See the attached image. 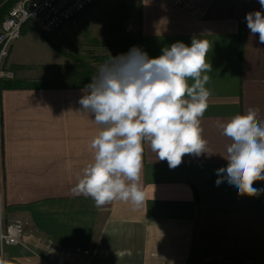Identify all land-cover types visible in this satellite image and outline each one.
<instances>
[{"label": "crops", "instance_id": "1", "mask_svg": "<svg viewBox=\"0 0 264 264\" xmlns=\"http://www.w3.org/2000/svg\"><path fill=\"white\" fill-rule=\"evenodd\" d=\"M133 4L139 48L150 58L178 41L210 42L212 95L201 120L209 153L185 155L170 169L145 143V205L97 207L73 191L100 130L80 111L88 83L0 90V212L6 222H26L24 245L5 246L0 264H264V191L240 196L227 180L216 184L231 143L221 125L249 107L264 122V44L245 19L264 9L259 0H210L188 12L165 0ZM29 25L6 60L18 79L35 36L24 32ZM254 187L264 190V181Z\"/></svg>", "mask_w": 264, "mask_h": 264}, {"label": "clouds", "instance_id": "2", "mask_svg": "<svg viewBox=\"0 0 264 264\" xmlns=\"http://www.w3.org/2000/svg\"><path fill=\"white\" fill-rule=\"evenodd\" d=\"M259 4L264 9V0ZM245 19L264 44V12H249ZM210 47L207 39L193 38L190 46L178 41L150 58L134 46L99 66L78 101L100 130L91 140L93 160L83 168L76 194L91 197L97 207L119 200L140 208L145 205L139 183L145 143L170 169L185 155L209 153L201 120L212 95L206 87ZM257 115L258 109L249 107L221 125L231 143L224 156L227 166L216 170V184L227 180L240 196L264 191L254 187L264 181V122Z\"/></svg>", "mask_w": 264, "mask_h": 264}, {"label": "rangeland", "instance_id": "3", "mask_svg": "<svg viewBox=\"0 0 264 264\" xmlns=\"http://www.w3.org/2000/svg\"><path fill=\"white\" fill-rule=\"evenodd\" d=\"M17 1L0 0V8L8 4L6 10L1 11L0 18H4ZM136 22L133 1L104 0L76 15L59 34H45L32 23L24 30L35 33V36L26 42L24 48L22 56L28 61L21 66L24 73L18 76L22 79L6 69L8 56L1 68L11 71L13 77L10 80L21 86L89 83L99 66L111 56L126 54L134 46L139 48ZM1 218L4 221L2 215Z\"/></svg>", "mask_w": 264, "mask_h": 264}, {"label": "built area", "instance_id": "4", "mask_svg": "<svg viewBox=\"0 0 264 264\" xmlns=\"http://www.w3.org/2000/svg\"><path fill=\"white\" fill-rule=\"evenodd\" d=\"M98 1L104 0H19L15 2L0 21V78L13 77L11 71H4L1 67L8 56L9 48L21 37L22 28L26 23H33L39 31L48 35L59 34L76 15ZM165 1L178 10L188 12L210 0ZM25 225L26 222L19 219L3 221L0 212V253L5 246L24 245Z\"/></svg>", "mask_w": 264, "mask_h": 264}, {"label": "trees", "instance_id": "5", "mask_svg": "<svg viewBox=\"0 0 264 264\" xmlns=\"http://www.w3.org/2000/svg\"><path fill=\"white\" fill-rule=\"evenodd\" d=\"M6 7H8V4L6 5H2L1 8H0V13L1 11H5L6 10ZM9 10V9H8ZM7 10V11H8ZM7 14V13H6ZM3 18H0V21L2 20ZM14 81L10 80V79H2L0 80V90H4V89H12V88H18V87H26V86H21L19 84H16V83H13Z\"/></svg>", "mask_w": 264, "mask_h": 264}]
</instances>
